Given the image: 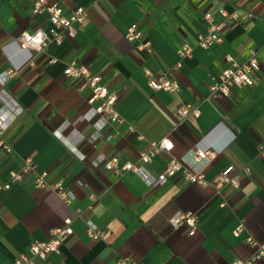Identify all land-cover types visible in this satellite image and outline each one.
I'll list each match as a JSON object with an SVG mask.
<instances>
[{
	"label": "crops",
	"instance_id": "obj_1",
	"mask_svg": "<svg viewBox=\"0 0 264 264\" xmlns=\"http://www.w3.org/2000/svg\"><path fill=\"white\" fill-rule=\"evenodd\" d=\"M56 1L66 9L85 6L88 20L76 37L38 51L20 49L11 41L47 20L32 15L28 0H0V70H15L0 84V104L23 107L3 132L12 152L0 148V185L10 179V170L31 157L38 171L48 172L49 182L62 180L75 198L67 204L53 190L36 187L34 173L1 187L0 264H13L34 239L50 238L66 216L73 218V234L61 252L42 264H118L121 256L145 264H228L249 255L253 248L247 237L264 239V0ZM219 7L238 11L240 19L225 30L223 41L210 49L196 46L192 57L174 69L178 47L183 41L195 43L207 29L204 13L211 10L218 19ZM133 22L151 40L152 50H140L125 37ZM252 47L260 59L254 84L236 86L229 97L208 98L223 56L232 53L241 59ZM29 53L31 59L24 62ZM72 58L102 75L119 96V110L144 139H137L125 124L107 123L98 129L85 116L90 88L79 89L78 80L63 73ZM159 73L177 77L181 90H152L148 79ZM182 102L199 105L200 114L182 121L177 113ZM164 136L174 146L146 164L154 174L171 157L186 155L200 139L209 148L207 178L230 164L237 173L249 167L251 174L241 177L240 188L201 186L179 174L152 187L137 173L118 174L92 163L101 153L137 161L150 140ZM189 210L199 215L194 234L187 225L171 221L178 211ZM87 220L102 226L105 236L90 239ZM240 223L236 236L233 229ZM257 264H264V257Z\"/></svg>",
	"mask_w": 264,
	"mask_h": 264
},
{
	"label": "built area",
	"instance_id": "obj_2",
	"mask_svg": "<svg viewBox=\"0 0 264 264\" xmlns=\"http://www.w3.org/2000/svg\"><path fill=\"white\" fill-rule=\"evenodd\" d=\"M33 16L43 15L47 24L38 25L33 31H24L16 36L11 42L15 43L23 50H44L50 44H61L67 38L76 37L79 27L88 20L87 9L83 5L72 9L64 8L56 0H28ZM217 12L220 17L217 19L215 13L207 10L204 13L207 29L199 34L195 43L183 41L177 49L178 60L174 64V69L178 70L183 65L184 60L192 57L196 46L202 49L213 48L216 44L223 41L224 33L230 25L240 19L238 11H228L226 8L219 7ZM129 41L137 42V48L140 50H152V42L143 35L142 30L136 22L131 23L124 32ZM29 53L27 60L31 59ZM51 58L50 61H56ZM23 63V62H22ZM260 67V59L256 48L252 47L249 54L244 58H238L232 53H226L223 56V64L217 74L212 75L209 83L208 98L213 96H232L236 86H251L255 82L257 70ZM13 68L0 70V84L6 83L8 78L14 73ZM63 73L66 77L78 80V88H90L91 94L88 98L90 107L85 113L88 119L94 120L98 129H102L107 123L125 124L128 131L134 133L137 139L142 140L145 135L139 130L138 126L129 121L119 110L117 92L110 90L107 83L102 79V75L95 72L88 64L72 58L65 63ZM149 87L154 91L179 92L181 85L177 77L169 76L166 73L156 74L148 79ZM3 89L0 87V92ZM23 107L17 105L10 107L7 103L0 104V148L12 152L11 145L3 137L4 130L22 113ZM200 106L191 102H182L177 108V113L182 121L188 116H198ZM55 135L66 144L60 129L54 130ZM97 136L93 137L96 139ZM109 137H112L110 135ZM174 146L173 140L164 136L159 139L150 140L146 147L139 152L137 161L122 158L119 155L106 156L101 153L92 161L93 165L103 164L107 170L118 174L131 171L139 174L143 180L152 187L159 186L169 178L181 175L188 182L196 183L201 186L213 185L216 188L230 186L240 188L242 185L241 177H248L251 174L249 167H244L241 173H237L233 165H228L212 178H207L205 168L210 160L209 148L201 144V139L188 153L181 158L171 157L164 168L159 173L150 172L146 164L151 162L156 155L161 152H170ZM72 149V148H71ZM77 153L76 149H72ZM260 154L264 155V147ZM84 159L83 155H79ZM35 174L36 187H46L53 190L67 204L72 203L75 194L68 190L62 180L49 182L47 180L48 172L38 171L37 165L31 157L24 159L21 165L10 170V179L3 185L9 188L13 183L21 181L25 175ZM94 198V195H91ZM224 204V203H222ZM72 216H66L62 225L56 226L51 230V236L48 239H34L28 252L16 257L13 264H42L41 262L53 253L62 251L64 240L73 234ZM175 226L187 225L190 234H194L199 222V215L196 211H178L171 217ZM86 234L90 239H101L105 236L106 230L93 222L87 220ZM243 224L240 223L233 229V234L238 236L242 230ZM247 243L253 248L247 256H236L228 264H257L264 257V239L258 240L249 235ZM118 264H145L130 256H121L117 259Z\"/></svg>",
	"mask_w": 264,
	"mask_h": 264
}]
</instances>
